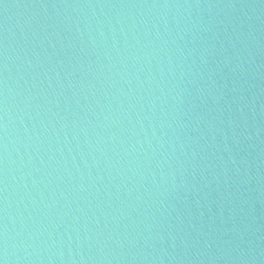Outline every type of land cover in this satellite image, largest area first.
I'll return each instance as SVG.
<instances>
[{
    "label": "water",
    "instance_id": "obj_1",
    "mask_svg": "<svg viewBox=\"0 0 264 264\" xmlns=\"http://www.w3.org/2000/svg\"><path fill=\"white\" fill-rule=\"evenodd\" d=\"M0 264H264V0H0Z\"/></svg>",
    "mask_w": 264,
    "mask_h": 264
}]
</instances>
